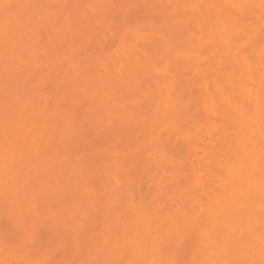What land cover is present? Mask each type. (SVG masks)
I'll return each instance as SVG.
<instances>
[{
	"label": "rangeland",
	"instance_id": "rangeland-1",
	"mask_svg": "<svg viewBox=\"0 0 264 264\" xmlns=\"http://www.w3.org/2000/svg\"><path fill=\"white\" fill-rule=\"evenodd\" d=\"M230 262L264 264V0H0V264Z\"/></svg>",
	"mask_w": 264,
	"mask_h": 264
},
{
	"label": "bare ground",
	"instance_id": "bare-ground-1",
	"mask_svg": "<svg viewBox=\"0 0 264 264\" xmlns=\"http://www.w3.org/2000/svg\"><path fill=\"white\" fill-rule=\"evenodd\" d=\"M259 180H260V179H259ZM260 181H261V180H260ZM255 182H256V181H255ZM253 183H254V182H253ZM238 185H239V184L237 183V186H238ZM240 186H241V184H240ZM229 215H230V214H228V216H229ZM232 215H233V214H232ZM242 216H243V215H242ZM242 216H240V218H238V219H239L238 221H242V222H243V219H244V218L241 220ZM247 216H248V215H247ZM247 216H246V217H247ZM229 217L231 218L232 216H229ZM238 217H239V216H238ZM235 219H236V218H235ZM235 219H232V220H235ZM248 219H249V218H248ZM236 220H237V219H236ZM245 221H246V220H245ZM26 238H27V237H26ZM161 240H163V238H162ZM161 240H158V243H159ZM164 242H165V241H164ZM169 242H170L169 240H168V243H166V242L163 243V241H162L163 244H166V245L170 244L169 247L171 248L172 242H170V243H169ZM160 244H161V243H159V246H158V247H161ZM180 244H181V243H180ZM166 245H163V246L166 247ZM176 246H177V245H176ZM177 247H178V246H177ZM170 248H169V251L167 250L168 247H167L166 250H167L168 252H171V253H172V252L174 253V252H176V251H178V250H179V251L182 250L181 247H179V249H178V248H175V249H174V247L172 246V249H171V250H170ZM180 249H181V250H180ZM157 250H158V249H157ZM159 250H160V251H158L159 253L162 252L161 249H159ZM166 250H165V251H166ZM152 251L154 252V250H152ZM33 252H34V251H33ZM35 252H36V251H35ZM129 252H130V251H129ZM129 252H127V253H129ZM212 252H213V251H212ZM162 253H163V252H162ZM162 253H161V254H162ZM171 253H170V254H171ZM135 254H136V253H135ZM211 254H212V253H211ZM133 255H134V254H133ZM167 255H168V254H167ZM210 256H211V255H210ZM214 256H215V255H214ZM165 257L167 258L166 254H165ZM172 257H173V256H172ZM212 257H213V256H212ZM229 257H231V256H229ZM256 257H257V256H256ZM257 258H258V257H257ZM259 258H260V257H259ZM164 259H165V258H164ZM169 259H171V258L169 257ZM231 259H232V258H231ZM173 260H174V259H173ZM164 261H166V260H164ZM164 261H162V262H164ZM174 261H175V260H174ZM230 261H231V260H230ZM233 261H234V260L232 259V262H233ZM175 262H176V261H175ZM232 262H230V264H231ZM177 263H178V262H177ZM177 263H176V264H177ZM225 263H226V261H225ZM168 264H170V263H168ZM232 264H233V263H232Z\"/></svg>",
	"mask_w": 264,
	"mask_h": 264
}]
</instances>
